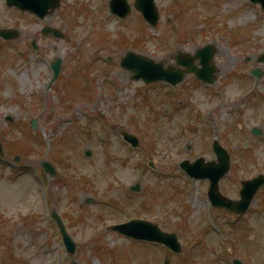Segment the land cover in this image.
Wrapping results in <instances>:
<instances>
[{
  "label": "rangeland",
  "instance_id": "rangeland-1",
  "mask_svg": "<svg viewBox=\"0 0 264 264\" xmlns=\"http://www.w3.org/2000/svg\"><path fill=\"white\" fill-rule=\"evenodd\" d=\"M69 2L66 0V4ZM108 2L73 0V9L63 5L44 20L29 13L10 12L0 3V25L17 27L21 32L13 47L4 44L3 53H0V134L4 144L13 138L19 140L9 147V160L13 164L0 166V264H161L166 254L171 264H232L234 258L245 264H264V188L251 211L242 217L217 209L211 218L201 200L187 202L188 216L182 210L179 215H167L170 209L174 212L187 208V200L184 208H177V202L184 199L176 201L171 195L173 189L166 186L167 180L157 186L160 179L148 168L149 162L156 167L161 160V168L179 175L182 172L177 167L182 159L215 158L209 142L218 138L229 150L232 162L228 178L221 186L225 195L238 197L241 179L264 172V139L250 131L253 127L264 131V98L253 96L258 91L264 95V62L258 61V56L264 52L261 7L249 0H156L161 21L153 29L142 22L136 10L124 21L116 18L109 12ZM129 2L133 4L134 0ZM166 18L171 22L165 23ZM47 23L63 29L65 37L45 40L40 30ZM231 33L247 36L234 39ZM166 37L169 40H161ZM137 38L138 46L135 45ZM33 40L39 44L36 50L30 46ZM207 42L217 45L215 59L228 90L224 91L226 99L221 100L187 78L180 90L191 98L190 104L195 106V111H199L194 128L190 127L185 111L164 117L167 110L164 103L172 107L165 101L164 89L142 87L143 83L132 81L130 72L119 64L128 48L157 59L167 56L172 62V55L168 56L170 50L193 52ZM56 55L71 67L65 73H73L74 83L81 85L83 77L87 88L91 80L92 101L87 102L90 97H84L85 93L78 86L80 90L71 89L72 103L66 105L58 95L64 90L59 87L64 73L50 90L44 87L50 76L49 62ZM106 57L111 58L112 64L106 63ZM109 66H114L115 70L113 74L108 73L110 77H105L113 82L103 90L100 83ZM245 66L249 69L259 67L263 76L257 87L253 86L250 97L238 100L245 96L243 90L249 82L236 81L239 79L236 69L240 71ZM229 73L231 76H226ZM119 88L123 91L121 95ZM140 92L148 97L142 98ZM242 100L244 113L230 114V109ZM99 101L103 104L96 105ZM94 106L98 112L102 106L107 107L102 110L109 126L103 140L99 134H82L92 125L100 128L98 121L88 124L87 113L95 114ZM151 109L156 114H152ZM9 116L13 121L6 119ZM133 116H136L134 120ZM70 117L73 122H64ZM33 119L37 120L38 128L34 130L36 136L30 131L31 137L27 128L31 127ZM77 122L85 130L77 129L80 128ZM237 122L242 123L240 127L245 130H240ZM215 123L221 125V133ZM42 128L47 132L45 139ZM123 129L139 137L137 149L122 144L117 132ZM184 129L185 132H181ZM193 129L199 131L193 133ZM37 134L46 141L45 145L43 141L42 145L38 142ZM246 140L251 143L248 148H244ZM56 142L64 147L68 158L64 160L63 173L59 164L54 178L44 173L40 162L54 158ZM49 143L54 144L51 153ZM86 150L92 151L89 160L84 154ZM16 155L21 156L17 164ZM34 169L40 170L44 185L33 176ZM65 171L75 174L74 182L73 175L64 177ZM172 175L167 177L169 183L174 179ZM80 177L81 180L76 181ZM83 181L89 183L86 185ZM137 183L140 184L137 194L131 195L129 200L128 196L121 198L126 190L133 193L130 187ZM199 184L203 192H199V198L203 200L207 182ZM89 198L103 202L119 198L130 204L116 212L117 206L87 203ZM52 209L64 217L75 239V255L65 251L60 232L48 215ZM134 214L154 220L167 217L168 229L177 232L182 228V254L174 255L159 245L143 244L130 238L125 241V237L108 229ZM213 218L221 226H214ZM92 238L96 241L93 249L90 246Z\"/></svg>",
  "mask_w": 264,
  "mask_h": 264
},
{
  "label": "water",
  "instance_id": "water-1",
  "mask_svg": "<svg viewBox=\"0 0 264 264\" xmlns=\"http://www.w3.org/2000/svg\"><path fill=\"white\" fill-rule=\"evenodd\" d=\"M259 1L262 3L264 8V0H254ZM14 3L19 4L23 8L31 9L35 12H37L41 17L45 14V6L42 2V0H13ZM136 7L144 14L146 19L153 25L157 23L158 20V12L155 7L154 0H136L135 3ZM113 11H118L117 13L121 15H125L128 13L131 9V7L128 5L127 0H113L111 3ZM45 31H51V29H48L47 27L44 29ZM56 35H59V32H54ZM5 36L7 34L3 33ZM10 35H13L14 37L17 36V33L13 31L10 33ZM214 53V47L212 45L205 46L202 49H199L194 56H191L190 54H182L180 53L178 56H176V59L179 63H182L184 65H187L188 71H194L197 76L201 75H210L212 72L215 71V66L211 63V58ZM201 59V64L203 65L202 68H198L192 64V62L196 59ZM261 60H264V55L261 57ZM60 61L57 60L54 63V69L56 71V74L59 71ZM122 65L126 67L127 69L133 70L134 75L133 78L139 79L143 78L146 82L158 80V79H169L174 82L179 81L182 78L183 71H174L172 67H163V62L161 63H155L152 59L148 58L147 56L141 55V54H135L134 52L129 51L126 55V57L122 60ZM212 79H210L211 81ZM128 139H130L134 144L137 143V140L134 136L126 135ZM218 151H223L219 147L216 148ZM1 151V147H0ZM228 162L227 158H225L221 165L214 169L213 167L210 169V175L214 177L215 179H219L221 175H223L228 170ZM264 182V176L260 175L256 177L255 179L248 181L245 183V189H247L244 192V198L242 201L235 203V207L239 210H243L247 207L249 203L250 193L252 190V193ZM250 190V192L247 195L246 199V192ZM228 207H231V205H227ZM61 229L62 233L64 235V239L66 243L68 244L69 248L73 250V242L69 235L66 233L65 228L63 226L62 221L59 219V217L55 214ZM120 231L126 232L128 234H132L137 237L142 238H149V239H156L160 241H164L167 244H169L171 247L179 249V243L177 241V237L174 234H166L161 233V231L158 229V227L152 225L149 222L145 221H133L125 225H121L117 227Z\"/></svg>",
  "mask_w": 264,
  "mask_h": 264
}]
</instances>
